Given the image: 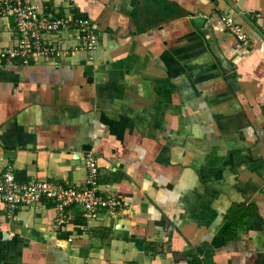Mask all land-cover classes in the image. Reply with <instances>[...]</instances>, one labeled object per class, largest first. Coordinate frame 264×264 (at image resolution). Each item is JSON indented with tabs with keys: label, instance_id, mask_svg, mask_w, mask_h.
<instances>
[{
	"label": "crops",
	"instance_id": "1",
	"mask_svg": "<svg viewBox=\"0 0 264 264\" xmlns=\"http://www.w3.org/2000/svg\"><path fill=\"white\" fill-rule=\"evenodd\" d=\"M36 3L88 17L99 45L0 62V180L81 188L92 159L119 205L58 225L50 199L0 203V264H264V0ZM16 39L0 16V51Z\"/></svg>",
	"mask_w": 264,
	"mask_h": 264
},
{
	"label": "built area",
	"instance_id": "2",
	"mask_svg": "<svg viewBox=\"0 0 264 264\" xmlns=\"http://www.w3.org/2000/svg\"><path fill=\"white\" fill-rule=\"evenodd\" d=\"M36 1L0 0V16L14 19L17 32L15 44L0 51V62L27 64L29 60L38 59L54 62L74 52H83L92 58L99 45L93 22L88 17L61 16L55 8L43 7ZM222 21L240 42L248 44L247 35L232 17H223ZM73 29L78 31V43L74 48L61 49L59 43ZM88 166L86 185L81 188L48 181L21 184L10 169L0 180V203L7 209L6 215L12 216L22 209L40 212L43 198L52 200L60 212L58 225L65 222V212L73 206L82 208L89 219L99 218L101 210L114 213L119 204L98 192L96 162L89 159Z\"/></svg>",
	"mask_w": 264,
	"mask_h": 264
}]
</instances>
